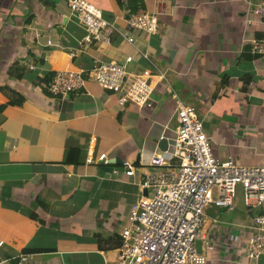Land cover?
Returning <instances> with one entry per match:
<instances>
[{"label":"crops","instance_id":"crops-1","mask_svg":"<svg viewBox=\"0 0 264 264\" xmlns=\"http://www.w3.org/2000/svg\"><path fill=\"white\" fill-rule=\"evenodd\" d=\"M86 1L118 32L132 35V44L112 31L108 44L91 41L71 58L68 50L85 29L64 0H0V264H114L128 208L148 192L140 183L154 171L149 159L163 151L160 138L175 134L165 88L201 118L218 157L225 140L216 129L225 122L210 112L217 101L245 103L237 126L264 122V57L247 44L264 38V23L248 12L261 0ZM136 11L156 13L154 33L130 32L125 19ZM95 60L123 64L126 81L145 67L163 72L164 80L151 77L149 107L117 105V93L90 78ZM60 70L82 72L83 87L51 95L43 85ZM14 93L21 100L9 103ZM253 158L264 164V153ZM111 167L115 174L104 171ZM212 207L203 209L208 223L195 241L198 251L206 264H242L237 253L246 226L264 204L255 213L245 206L230 221L212 215Z\"/></svg>","mask_w":264,"mask_h":264},{"label":"built area","instance_id":"built-area-1","mask_svg":"<svg viewBox=\"0 0 264 264\" xmlns=\"http://www.w3.org/2000/svg\"><path fill=\"white\" fill-rule=\"evenodd\" d=\"M64 2L85 29L78 45L68 50L71 58L91 41L110 42L111 32L117 30L107 23L98 8L86 0ZM248 12L264 23V0L251 4ZM244 20L251 22L247 16ZM125 23L130 32L152 34L157 27V16L153 12H131ZM117 34L132 44V35L118 31ZM247 44L248 52L264 57V38L250 37ZM130 60L128 56L125 58V62ZM125 74L124 65L115 60H95L89 70L90 78L97 85L117 93V105L130 101L149 107L153 89L150 79L155 76L163 81V72L145 67L128 81ZM83 81L82 72L60 70L53 73L43 88L53 96L64 97L82 88ZM164 92L174 104L175 134L167 139L166 148L171 146L169 151L152 154L149 159L147 165L154 171L144 172L140 183L148 192L141 194L128 208L119 230L114 264H206V255L197 252L194 245V241L202 237L206 222L204 206L211 204L217 209L230 210L237 186L244 206L262 207L264 204V164L242 165L233 158L215 157L201 118L175 99L169 90L165 88ZM103 156L100 154L97 158L103 159ZM170 158L172 161L168 162ZM122 165L123 173L131 175V167L126 163ZM116 171L112 170L114 174ZM246 229L248 236L241 248L242 264H257L264 255V213L252 217Z\"/></svg>","mask_w":264,"mask_h":264},{"label":"rangeland","instance_id":"rangeland-1","mask_svg":"<svg viewBox=\"0 0 264 264\" xmlns=\"http://www.w3.org/2000/svg\"><path fill=\"white\" fill-rule=\"evenodd\" d=\"M245 103L242 101H235L231 102L230 100L227 101H217L213 106L210 112H217L222 115V121L225 125L221 126L216 129L220 136L224 137L225 142L223 143V150L219 152L221 156L219 159L223 160L227 157L233 158L237 157L238 161L242 163V165H254L252 163L254 154H262L264 153V122L260 125H248L245 121H243L241 126H237L236 122L239 121L241 118L245 117L240 116L244 109ZM248 118V117H246ZM261 121V117L258 118ZM239 128H243L244 134H237ZM213 155L217 156L216 146L214 145ZM212 150V151H213ZM240 163V164H241ZM259 209V207H251V212L255 213V210ZM207 210V209H205ZM240 211H246L245 206L242 205L241 202V193L239 187H236L235 196L233 199V206L230 210L218 209L212 207L210 213L212 215H218L221 220L230 221L231 219H237L238 213ZM208 223V220L206 224ZM196 241V240H195ZM194 241V245L196 251L198 252V247L196 242ZM240 250V245H239ZM242 256L241 252L237 253V256ZM113 264V263H112Z\"/></svg>","mask_w":264,"mask_h":264},{"label":"water","instance_id":"water-1","mask_svg":"<svg viewBox=\"0 0 264 264\" xmlns=\"http://www.w3.org/2000/svg\"><path fill=\"white\" fill-rule=\"evenodd\" d=\"M157 146L159 149L161 150H165L166 147H167V140L166 138H160L158 143H157ZM108 164H112L111 162H108ZM113 167L111 168H105L104 171H107V174H109L111 172ZM118 170V169H117Z\"/></svg>","mask_w":264,"mask_h":264},{"label":"trees","instance_id":"trees-1","mask_svg":"<svg viewBox=\"0 0 264 264\" xmlns=\"http://www.w3.org/2000/svg\"><path fill=\"white\" fill-rule=\"evenodd\" d=\"M14 96H15V99H13L12 101H9V103H18L20 100H21V98L18 96V95H16L15 93H14ZM72 149H70L68 152H67V155H66V157L64 158V162L65 163H71L70 162V159H69V154H70V151H71ZM264 210H260L258 213H261V212H263Z\"/></svg>","mask_w":264,"mask_h":264},{"label":"clouds","instance_id":"clouds-1","mask_svg":"<svg viewBox=\"0 0 264 264\" xmlns=\"http://www.w3.org/2000/svg\"><path fill=\"white\" fill-rule=\"evenodd\" d=\"M105 164H107V163L105 162ZM112 170H113V169H112ZM112 170H111V173H113ZM116 170H117V169H116Z\"/></svg>","mask_w":264,"mask_h":264}]
</instances>
